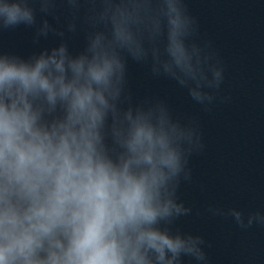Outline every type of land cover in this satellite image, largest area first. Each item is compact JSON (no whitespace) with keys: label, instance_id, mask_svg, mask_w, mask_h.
<instances>
[{"label":"clouds","instance_id":"clouds-1","mask_svg":"<svg viewBox=\"0 0 264 264\" xmlns=\"http://www.w3.org/2000/svg\"><path fill=\"white\" fill-rule=\"evenodd\" d=\"M59 8L89 26L82 51H0V264H208L203 237L172 227L199 128L124 96L131 59L204 110L217 99L225 70L186 0H0V32L63 36ZM219 214L264 227L259 210Z\"/></svg>","mask_w":264,"mask_h":264},{"label":"water","instance_id":"water-1","mask_svg":"<svg viewBox=\"0 0 264 264\" xmlns=\"http://www.w3.org/2000/svg\"><path fill=\"white\" fill-rule=\"evenodd\" d=\"M196 20L194 40L215 53L225 81L204 110L175 81L156 76L151 64L126 62L125 107L165 104L182 121H194L203 148L193 153L178 203L190 211L172 227L203 237L208 264H264V227L241 229L230 209L264 212V0H186ZM64 35L49 32L34 40V29L0 32V51L24 57L65 43L71 54L86 46L89 26L78 19ZM38 19L40 14L38 13ZM83 16V10L81 17ZM50 23L56 24L52 17ZM184 264H191L188 258Z\"/></svg>","mask_w":264,"mask_h":264}]
</instances>
